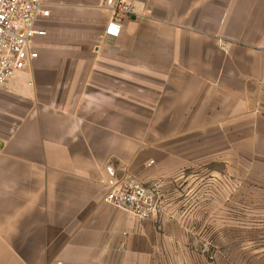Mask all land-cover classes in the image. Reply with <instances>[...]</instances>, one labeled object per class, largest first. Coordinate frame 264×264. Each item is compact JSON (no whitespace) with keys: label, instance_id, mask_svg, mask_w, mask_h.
<instances>
[{"label":"crops","instance_id":"0c3cea01","mask_svg":"<svg viewBox=\"0 0 264 264\" xmlns=\"http://www.w3.org/2000/svg\"><path fill=\"white\" fill-rule=\"evenodd\" d=\"M125 1L110 37L115 0H44L37 58L0 89V264H196L234 228L223 193L264 247V0ZM109 166L157 193L154 216L103 201Z\"/></svg>","mask_w":264,"mask_h":264},{"label":"built area","instance_id":"2783aa9c","mask_svg":"<svg viewBox=\"0 0 264 264\" xmlns=\"http://www.w3.org/2000/svg\"><path fill=\"white\" fill-rule=\"evenodd\" d=\"M108 9L112 20L106 25L105 34L118 37L123 21L136 16L135 4L115 0ZM48 15L44 0H0V89H5L15 75L37 58L35 41L46 34L39 22ZM103 201L138 221L154 216L160 205L153 189L122 177L110 178Z\"/></svg>","mask_w":264,"mask_h":264},{"label":"rangeland","instance_id":"374dc122","mask_svg":"<svg viewBox=\"0 0 264 264\" xmlns=\"http://www.w3.org/2000/svg\"><path fill=\"white\" fill-rule=\"evenodd\" d=\"M208 174V169H205L201 176L203 188L201 204L203 205V208H201L200 215L196 216V219L194 220L195 222L202 224L204 227L202 234L206 237H209L210 235L208 232V226L211 224V217L208 214L210 211V200L208 196L210 182ZM219 186H223L219 190H221L222 193L225 192V185L221 184ZM241 186L243 185H240L239 183L234 184V194H237V197H240L241 195ZM250 186L252 188V185ZM255 189L254 192H257ZM254 192H251L254 195H250V204L251 207L254 206L256 208L259 200ZM241 202V199H237L235 196L234 211L232 214L228 212L230 215L227 216L225 214L226 211L224 210L226 207L224 193L221 196L219 195L217 205L218 211L220 210V212H218L219 214L215 221H217L219 225L232 223L234 228L231 232L223 231L222 233H219L218 235H221L222 239L219 238L217 241L214 240L212 242L203 240L199 248L196 246V264H264V247H259L257 243V233L251 231L249 235V243L247 242V236L243 238V235L245 236L246 234L242 230V225L249 223L252 227V225L257 223L258 216L256 214H251L248 217L243 215L241 211ZM205 206L207 209H204ZM226 235L228 237H226ZM230 236H232V240L230 239ZM198 253L200 256H198Z\"/></svg>","mask_w":264,"mask_h":264},{"label":"water","instance_id":"95a60500","mask_svg":"<svg viewBox=\"0 0 264 264\" xmlns=\"http://www.w3.org/2000/svg\"><path fill=\"white\" fill-rule=\"evenodd\" d=\"M120 170V169H118ZM107 171L109 173V177L111 179H120L123 174L117 172L116 170H113L111 166L107 167Z\"/></svg>","mask_w":264,"mask_h":264}]
</instances>
